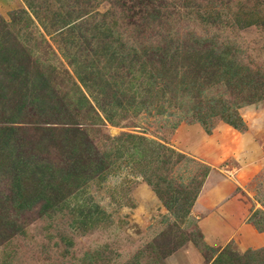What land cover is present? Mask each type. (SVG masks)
Returning a JSON list of instances; mask_svg holds the SVG:
<instances>
[{
	"label": "rangeland",
	"instance_id": "obj_1",
	"mask_svg": "<svg viewBox=\"0 0 264 264\" xmlns=\"http://www.w3.org/2000/svg\"><path fill=\"white\" fill-rule=\"evenodd\" d=\"M6 50L62 115L17 118L26 148L67 172L57 135L76 131L86 172L42 191L27 174L15 199L46 210L14 209L4 179L0 264H243L264 248V0H0ZM8 74L0 60L3 100Z\"/></svg>",
	"mask_w": 264,
	"mask_h": 264
},
{
	"label": "trees",
	"instance_id": "obj_2",
	"mask_svg": "<svg viewBox=\"0 0 264 264\" xmlns=\"http://www.w3.org/2000/svg\"><path fill=\"white\" fill-rule=\"evenodd\" d=\"M2 54L3 56L0 60L9 69V80L15 86L10 91L7 100H3L5 97L3 98L0 95V185L5 179L7 191L11 194L9 203L17 211H24L28 206L35 207L37 205L46 210L50 206V203H38L37 201H32L31 203L26 201L21 202L17 201L15 196H19L25 187L22 181L27 174L34 176V182L31 185L40 191L43 189L58 190L59 187H57L55 182L70 181L71 183L74 178H80L84 175V172H86L84 162H80L82 157L78 155L80 154L78 151L80 134L75 131L72 134V139H70V130L65 129L57 135L63 147L71 145L70 156L67 155L68 164H70L68 166L69 171L66 172L61 169L52 171L49 165L39 163L40 160L37 154L40 148L28 150L26 148L27 140L24 138V129L14 126V124L19 123L17 122V118L27 116V113L30 111L42 117H62L55 107L58 100L56 99L55 92L47 85L44 75L39 69L30 67L29 63H25V59L24 64L20 63L18 56L16 54L10 56L9 53L7 54V50ZM217 58L222 60L224 57L217 54ZM85 104H87V101L82 97L78 99L76 106L82 108ZM10 105H13L12 109L9 108ZM10 111H13V113ZM13 116L16 117L14 120L12 119ZM227 118L229 124L232 126L236 128L243 127L241 119L237 116L228 115ZM86 151L88 150L85 149L83 153ZM95 172L97 173V171ZM46 176L50 179L46 183H43V178ZM10 228H12V225H10ZM14 231L15 229H13ZM246 259L248 261L243 264H264V248L257 251L248 250ZM223 263H225L224 259L218 257L213 264Z\"/></svg>",
	"mask_w": 264,
	"mask_h": 264
}]
</instances>
